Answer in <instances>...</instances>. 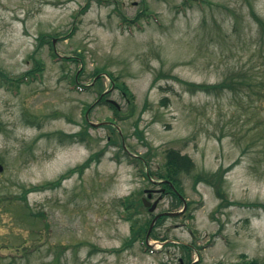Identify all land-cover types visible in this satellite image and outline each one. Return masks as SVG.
<instances>
[{
  "label": "rangeland",
  "instance_id": "374dc122",
  "mask_svg": "<svg viewBox=\"0 0 264 264\" xmlns=\"http://www.w3.org/2000/svg\"><path fill=\"white\" fill-rule=\"evenodd\" d=\"M143 11L138 25L118 14ZM252 11L264 21V0H0V69L44 66L16 91L0 85V264H179L181 243L194 264H242V254L264 264V101L184 84L249 68L264 80ZM96 70L131 101L106 73L95 83ZM170 148L193 163L180 176L187 208L156 223L149 251L131 240L119 200L156 188L143 171L159 180ZM220 168L223 198L205 180ZM161 195L131 221L182 208Z\"/></svg>",
  "mask_w": 264,
  "mask_h": 264
},
{
  "label": "trees",
  "instance_id": "16d2710c",
  "mask_svg": "<svg viewBox=\"0 0 264 264\" xmlns=\"http://www.w3.org/2000/svg\"><path fill=\"white\" fill-rule=\"evenodd\" d=\"M144 12V11H143ZM253 17L256 19V21L259 23L260 28H261V33H262V38L260 40V45L264 50V21L259 18L258 15L252 11ZM139 15L138 14L135 17V20H139ZM121 20L129 21L126 17L121 16ZM133 21V20H132ZM131 22V21H129ZM50 41L43 36H41L40 39V44L45 43ZM260 48V47H259ZM35 58V57H34ZM74 59V58H73ZM34 60V65L21 72L17 76H10L7 74L5 71L0 69V85L5 87L6 89H18L19 85L23 82L27 81H32L37 78H39L42 74L43 71V62L41 59H33ZM100 70H96L94 72V76H96ZM252 68H249L247 70L240 69L235 73H232L228 75L225 79L217 82V83H196V82H190V81H184V84L186 87L191 90V91H204V92H223L226 91L229 94L233 96H240L242 93L246 95L247 100L251 103V106H256L253 105L255 101H259V103L264 101V80L262 77L256 78L257 74L253 73ZM108 76L110 77L112 83L115 84V86L120 87L122 89V92L127 95L129 98V101H131L130 98H133V95L131 94L128 86L125 83L122 82H116V76H114L111 72H107ZM76 77L77 75H74L72 78L73 83L76 82ZM100 80L98 77L95 80V83H97ZM253 96L255 98L253 99ZM110 107L114 110L115 113H119V110L117 107L110 105ZM132 114V112L130 113ZM86 131L84 130L83 133L85 135ZM119 134V132H117ZM78 139H82L80 136ZM122 147V145H121ZM165 162H164V168L161 172L158 173V176L161 178L168 179L172 182L174 187L176 188L177 192L183 195L182 187H181V179L180 176L184 172H188L190 168L193 167V163L190 160V158L187 155L181 154L178 150L170 148L166 151V156H165ZM142 160V158H141ZM81 170L82 166L72 168L69 170V172H73L74 170ZM226 168H220L217 172V178L212 176V179H205L204 176L198 175L195 177V182L198 180H207L210 181L209 183L214 187L217 195L221 198H223V194L221 192V181H222V175L224 173V170ZM149 174L152 176L153 173L149 171ZM59 180L54 181V183H49V185L53 184H58ZM170 189V187H168ZM31 191V190H28ZM27 190H24L21 193V198L25 199L26 193L28 192ZM176 191L170 189V194L175 200L174 206L181 204V199ZM184 196V195H183ZM119 203L126 209V211H123V216L125 219L130 221L131 224V240H144L145 233L147 231L150 219H135L134 221L132 219L133 215L138 214V208L142 206L141 200L137 201H131L128 197H123L119 200ZM264 207V204H263ZM165 217L162 216L160 217L156 223L162 221ZM154 230V229H153ZM153 230L150 234L154 236ZM154 238H158L157 236ZM128 240L129 243L132 241ZM182 248L184 249V255L182 256V260L184 261V264H188L191 261V252L194 248L193 245L191 244H180ZM101 250H106V249H101ZM117 250V249H115ZM243 260L242 264H261L258 262L257 259H247L244 254L240 256Z\"/></svg>",
  "mask_w": 264,
  "mask_h": 264
},
{
  "label": "water",
  "instance_id": "95a60500",
  "mask_svg": "<svg viewBox=\"0 0 264 264\" xmlns=\"http://www.w3.org/2000/svg\"><path fill=\"white\" fill-rule=\"evenodd\" d=\"M112 102H114V101H112ZM92 125H95L96 123H91ZM3 169V166L0 164V171ZM148 196H150V193L148 194ZM143 202H144V204L145 205H148L149 206V210H153L154 208H155V205H156V203H157V200L156 201H154L152 204H150L146 199H143ZM185 202H184V207H185ZM179 212H166V213H163V214H168V215H177ZM161 214H157L153 219H152V221H151V223H150V225H149V229H148V231H147V233H146V236H148V234H149V232H150V230H151V228H152V226H153V224H154V222H155V220L157 219V217L158 216H160Z\"/></svg>",
  "mask_w": 264,
  "mask_h": 264
},
{
  "label": "flooded vegetation",
  "instance_id": "af4514ba",
  "mask_svg": "<svg viewBox=\"0 0 264 264\" xmlns=\"http://www.w3.org/2000/svg\"><path fill=\"white\" fill-rule=\"evenodd\" d=\"M156 184H157V186H156V188H154L155 190H156V189H159V188H160V189L163 188L164 190H162V193L166 194V193L168 192V189L166 188L165 185L163 186L161 183H158V182H156ZM153 195L158 196L159 194H158V193H152V195H151V199H152Z\"/></svg>",
  "mask_w": 264,
  "mask_h": 264
}]
</instances>
